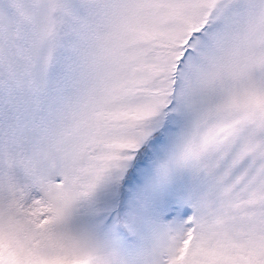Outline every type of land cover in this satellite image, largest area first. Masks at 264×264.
<instances>
[{
    "label": "snow or ice",
    "instance_id": "snow-or-ice-1",
    "mask_svg": "<svg viewBox=\"0 0 264 264\" xmlns=\"http://www.w3.org/2000/svg\"><path fill=\"white\" fill-rule=\"evenodd\" d=\"M0 264H264V0H0Z\"/></svg>",
    "mask_w": 264,
    "mask_h": 264
}]
</instances>
